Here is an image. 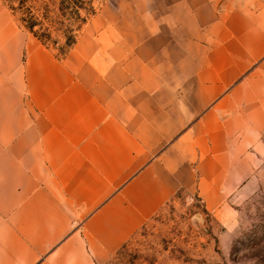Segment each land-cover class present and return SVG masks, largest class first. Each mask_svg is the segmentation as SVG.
Masks as SVG:
<instances>
[{
    "label": "crops",
    "instance_id": "crops-1",
    "mask_svg": "<svg viewBox=\"0 0 264 264\" xmlns=\"http://www.w3.org/2000/svg\"><path fill=\"white\" fill-rule=\"evenodd\" d=\"M125 4L59 59L0 0V264H100L179 187H254L264 0Z\"/></svg>",
    "mask_w": 264,
    "mask_h": 264
},
{
    "label": "rangeland",
    "instance_id": "rangeland-1",
    "mask_svg": "<svg viewBox=\"0 0 264 264\" xmlns=\"http://www.w3.org/2000/svg\"><path fill=\"white\" fill-rule=\"evenodd\" d=\"M95 5L98 19L93 20L92 15L78 39L84 34L97 35L108 19L122 24L137 17L124 14L125 0H97ZM73 46L47 48L65 59ZM261 137L263 142L254 145L260 157L253 161L255 184L250 193L228 200L213 212L194 188L179 187L100 264H264V135Z\"/></svg>",
    "mask_w": 264,
    "mask_h": 264
},
{
    "label": "trees",
    "instance_id": "trees-1",
    "mask_svg": "<svg viewBox=\"0 0 264 264\" xmlns=\"http://www.w3.org/2000/svg\"><path fill=\"white\" fill-rule=\"evenodd\" d=\"M17 23L45 47L70 48L97 0H5Z\"/></svg>",
    "mask_w": 264,
    "mask_h": 264
}]
</instances>
